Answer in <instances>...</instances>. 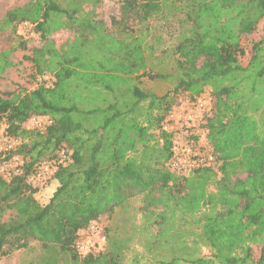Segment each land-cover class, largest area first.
<instances>
[{"label":"trees","instance_id":"obj_1","mask_svg":"<svg viewBox=\"0 0 264 264\" xmlns=\"http://www.w3.org/2000/svg\"><path fill=\"white\" fill-rule=\"evenodd\" d=\"M115 1L109 24L97 11L103 0H29L0 19V79L23 69L15 47L32 68L20 88L0 91L4 136L17 142L0 152V166L22 159L0 174V217L9 213L0 218V256L264 264V36L246 56L240 43L264 19V0ZM24 22L39 45L17 34ZM61 30L70 36L56 45ZM145 81L169 88L157 94ZM205 92L210 108L199 127L215 163L180 174L169 165L175 130L164 125L179 98ZM31 117L50 123L29 128ZM43 163L55 167L57 186L42 204L29 179ZM117 214L122 226L106 225L102 249L77 251L82 230Z\"/></svg>","mask_w":264,"mask_h":264},{"label":"rangeland","instance_id":"obj_2","mask_svg":"<svg viewBox=\"0 0 264 264\" xmlns=\"http://www.w3.org/2000/svg\"><path fill=\"white\" fill-rule=\"evenodd\" d=\"M28 1L29 0H0V19L4 16V14L8 10H10L16 6H21L23 4H26ZM116 10H117V2L115 0H103L101 6L98 8L97 11L99 12V15L103 18V20L107 24H109L110 16L114 15L116 13ZM17 34L21 35L23 37V39L27 41L28 45H39L38 35L34 32L32 26L29 23L27 25H24V24L18 25ZM68 36H70L68 31L61 30V31L54 33L51 36V38L54 39L56 45H59ZM262 36H264V19H262V21L256 27L255 31H253V33L250 36L242 37L240 39L241 47L244 49L245 56L247 55L248 45L252 41L257 40V39L261 38ZM6 40H7V32H5L3 35L0 36V49H2L4 47ZM15 48H16V51H14V53H11V54H13V60H17V61L19 60V63H20L19 67H22L23 69H21V68L12 69V71L9 73L7 71L5 76L2 78L3 80L0 79V91H10V90L14 91V90L20 88L19 85H20L22 79L25 77L28 78L29 77V71H32L31 66L26 61L21 59L22 52H20V50L17 47H15ZM43 79L46 80L47 82L49 80L48 76H45ZM43 79L40 78L39 82H42ZM11 82L13 84H11ZM26 86L28 88H32L33 86H35V83L30 81L27 83ZM143 86H144V88H149V89L153 90L157 94H161L169 88V86L166 83L149 82V81H145ZM205 93H206V95H208L207 92H205ZM186 107L190 108L192 110V112H194L192 100L188 99V97L179 98V100L177 101V103L173 107V111L177 114L176 123L174 124V127H175V129H178V131H180L179 133H181V134L179 135V137L185 133V130L182 129V127H181L182 126V120L178 119V117H182V115L186 114L183 112V109L185 110ZM190 109H188V110H190ZM185 111H187V110H185ZM40 120L44 121L45 118L40 117ZM26 126L29 128H31V127L33 128L31 123L30 124L27 123ZM3 129H4V125L0 124V133L3 134L0 137V146H4L7 143H9L10 141H12L11 139H8L4 136V130ZM15 166H16L15 162H12L11 164H6V167H7L6 170L8 171L9 169H13ZM2 175L5 176L4 173H2ZM32 183L34 186L37 187L35 197L42 204L48 200V198L51 196L53 190L57 186V181L54 178H52V176L49 173L41 174L40 178L34 179L32 181ZM138 203H139L138 201H135L134 203H132L131 207H136L138 205ZM8 215H9V213H5L0 218L2 220H5L8 218ZM116 222L118 225L122 226V216L117 214L114 217L113 221H111L110 219L108 220L105 217L101 218L97 223H95V225L97 226L96 232L98 231L97 233H103L104 234V228L106 227V225H109V226L114 225ZM136 222L137 223L140 222L139 214H137ZM97 233H94L92 235L88 231V229L82 230L80 232L79 240L83 241V242L98 241ZM143 235L144 236L134 235L133 236V242L137 245V242L139 240L144 239L145 234H143ZM104 245L105 244L102 245L100 243V246H101L100 249H102L104 247ZM97 246H99V243ZM137 248L140 249V247H138V246H137ZM21 263H22L21 251H15L11 254L0 256V264H21Z\"/></svg>","mask_w":264,"mask_h":264},{"label":"built area","instance_id":"obj_3","mask_svg":"<svg viewBox=\"0 0 264 264\" xmlns=\"http://www.w3.org/2000/svg\"><path fill=\"white\" fill-rule=\"evenodd\" d=\"M27 25L28 23H22ZM194 112L190 108L183 112L186 113L182 115V117H178V119L182 120V129H185V133L179 137L181 133L178 129H175L174 124L176 123L177 114L171 110L169 115V119L171 120L170 124L164 125V129H174L175 130V141H174V148H173V157L169 163L170 169L180 174H185L192 171L195 168L213 165L215 163V157L212 152L210 146L206 143L205 140V130L200 128V124L203 121L204 115L209 113L210 108V96L206 95V93H202L200 96L191 99ZM190 109V110H188ZM203 113V114H202ZM27 123H31L33 128L42 129L45 124H49L50 120L45 118L44 121L40 120V117H31ZM184 124V125H183ZM32 128V127H31ZM3 134L0 133V137ZM190 136H197V140L195 141ZM185 139V140H184ZM184 140V141H183ZM17 142L10 141L4 146H0V152L5 151L12 146H14ZM65 156L61 153V159ZM12 162L16 163V166L13 169L9 170H17L19 164L22 163V159L18 156H13L11 160L2 164L0 166V174L4 173L5 176H8L6 164H11ZM55 167L48 164L43 163L37 172L30 177V182L34 179H39L41 174L49 173L51 176L54 172ZM3 176V175H2ZM33 184V183H32ZM88 231L93 235L96 232L97 226L95 223L91 224L88 228ZM102 232V231H101ZM98 241H80L79 239L76 242V249L79 253H88L91 251H98L101 246L100 243L103 245L105 243V235L103 233H97ZM99 243V246H97Z\"/></svg>","mask_w":264,"mask_h":264},{"label":"crops","instance_id":"obj_4","mask_svg":"<svg viewBox=\"0 0 264 264\" xmlns=\"http://www.w3.org/2000/svg\"><path fill=\"white\" fill-rule=\"evenodd\" d=\"M54 191V190H53Z\"/></svg>","mask_w":264,"mask_h":264}]
</instances>
